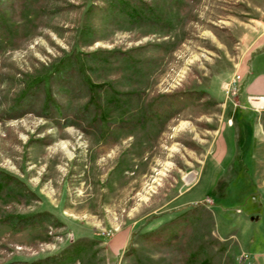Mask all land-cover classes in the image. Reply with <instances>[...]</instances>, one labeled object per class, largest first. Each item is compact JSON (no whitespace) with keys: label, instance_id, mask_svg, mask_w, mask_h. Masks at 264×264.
I'll return each instance as SVG.
<instances>
[{"label":"rangeland","instance_id":"rangeland-1","mask_svg":"<svg viewBox=\"0 0 264 264\" xmlns=\"http://www.w3.org/2000/svg\"><path fill=\"white\" fill-rule=\"evenodd\" d=\"M1 2L0 111L69 60L125 126L0 120V170L37 197L0 195V264L83 239L65 264H264V109L250 102L264 95V0ZM190 91L176 113L145 115L162 93ZM58 99L72 116L85 98ZM39 211L57 222L2 221Z\"/></svg>","mask_w":264,"mask_h":264},{"label":"trees","instance_id":"trees-1","mask_svg":"<svg viewBox=\"0 0 264 264\" xmlns=\"http://www.w3.org/2000/svg\"><path fill=\"white\" fill-rule=\"evenodd\" d=\"M132 1L139 5V0ZM5 26L6 14L0 0V30ZM73 63L69 60L61 62L47 75L35 77L25 83L10 106L0 111V120L18 118L28 112H36L46 119L73 124L85 132H97L101 136L106 133L105 127L113 126V129L119 130L125 126V119L123 118L120 121L113 122L105 119L103 109L105 101H107L106 89L100 84L90 82L84 69L75 66ZM63 90L70 91L75 97L85 98L78 111L72 116L68 113L66 105L58 99L59 93ZM194 94L195 92L191 91L189 93H162L158 96V99L155 98L147 103L144 107V113L147 116L156 113L174 114L178 110V104L192 98ZM134 117H136L135 122H137L139 117L137 114H134ZM131 121H134V119L132 118ZM0 195L15 196L19 199L37 198L36 194L30 191L23 181L3 170H0ZM48 220H50L49 223L57 222L49 211H39L24 216L7 215L2 219L3 222L18 230L47 223ZM159 238L152 239L159 240ZM90 242L83 239L65 248L60 253L30 262L14 260L1 264H65L76 260L91 245Z\"/></svg>","mask_w":264,"mask_h":264},{"label":"bare ground","instance_id":"bare-ground-1","mask_svg":"<svg viewBox=\"0 0 264 264\" xmlns=\"http://www.w3.org/2000/svg\"><path fill=\"white\" fill-rule=\"evenodd\" d=\"M250 102L256 108L264 107V97H251Z\"/></svg>","mask_w":264,"mask_h":264},{"label":"crops","instance_id":"crops-1","mask_svg":"<svg viewBox=\"0 0 264 264\" xmlns=\"http://www.w3.org/2000/svg\"><path fill=\"white\" fill-rule=\"evenodd\" d=\"M250 97H264V95H257V96H250ZM249 97V98H250ZM257 109V108H256ZM260 109H264V107L263 108H260Z\"/></svg>","mask_w":264,"mask_h":264}]
</instances>
